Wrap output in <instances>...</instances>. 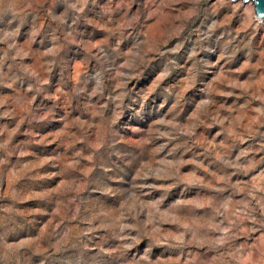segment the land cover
Here are the masks:
<instances>
[{"label": "rangeland", "instance_id": "rangeland-1", "mask_svg": "<svg viewBox=\"0 0 264 264\" xmlns=\"http://www.w3.org/2000/svg\"><path fill=\"white\" fill-rule=\"evenodd\" d=\"M0 264H264L252 1L0 0Z\"/></svg>", "mask_w": 264, "mask_h": 264}, {"label": "water", "instance_id": "water-1", "mask_svg": "<svg viewBox=\"0 0 264 264\" xmlns=\"http://www.w3.org/2000/svg\"><path fill=\"white\" fill-rule=\"evenodd\" d=\"M232 2H236L238 0H230ZM242 2L252 1L254 5V15L258 19L264 18V0H241Z\"/></svg>", "mask_w": 264, "mask_h": 264}, {"label": "bare ground", "instance_id": "bare-ground-1", "mask_svg": "<svg viewBox=\"0 0 264 264\" xmlns=\"http://www.w3.org/2000/svg\"><path fill=\"white\" fill-rule=\"evenodd\" d=\"M255 14V13H254ZM255 16V15H254ZM258 19V18H257Z\"/></svg>", "mask_w": 264, "mask_h": 264}]
</instances>
